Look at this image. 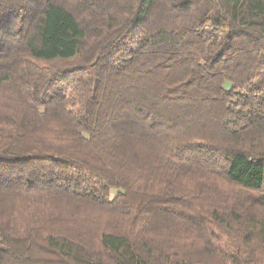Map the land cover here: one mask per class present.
<instances>
[{
    "label": "trees",
    "instance_id": "trees-1",
    "mask_svg": "<svg viewBox=\"0 0 264 264\" xmlns=\"http://www.w3.org/2000/svg\"><path fill=\"white\" fill-rule=\"evenodd\" d=\"M264 0H0V264H264Z\"/></svg>",
    "mask_w": 264,
    "mask_h": 264
},
{
    "label": "rangeland",
    "instance_id": "rangeland-1",
    "mask_svg": "<svg viewBox=\"0 0 264 264\" xmlns=\"http://www.w3.org/2000/svg\"><path fill=\"white\" fill-rule=\"evenodd\" d=\"M262 188L264 189V179H263V184H262Z\"/></svg>",
    "mask_w": 264,
    "mask_h": 264
}]
</instances>
